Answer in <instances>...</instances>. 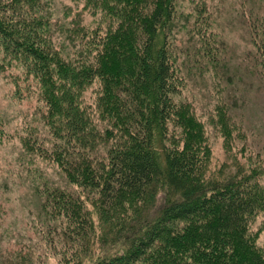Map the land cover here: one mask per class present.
I'll return each instance as SVG.
<instances>
[{
	"label": "trees",
	"instance_id": "16d2710c",
	"mask_svg": "<svg viewBox=\"0 0 264 264\" xmlns=\"http://www.w3.org/2000/svg\"><path fill=\"white\" fill-rule=\"evenodd\" d=\"M256 1L242 2L243 16L254 64L264 69V0ZM85 5L106 24L72 26L74 54L63 55L40 0H0L2 58L36 81L53 136L49 146L25 147L53 161L72 185L35 188L44 235L59 246L56 264H264L249 229L264 208L263 160L236 152L211 169L201 123L174 98L182 85L172 58L177 1ZM192 8L193 29L207 40L206 4ZM217 122L230 141L224 113ZM30 252L42 261L43 252Z\"/></svg>",
	"mask_w": 264,
	"mask_h": 264
},
{
	"label": "rangeland",
	"instance_id": "374dc122",
	"mask_svg": "<svg viewBox=\"0 0 264 264\" xmlns=\"http://www.w3.org/2000/svg\"><path fill=\"white\" fill-rule=\"evenodd\" d=\"M40 1L54 45L63 55L74 54L68 40L72 26L91 29L106 24L101 11L86 6L85 0ZM176 1L180 16L171 33L172 58L182 85L174 98L188 104L201 123L211 169L236 152L241 160L257 155L264 163V69L254 64L251 55L244 0ZM200 1L209 12L207 40L200 39L192 26V6ZM1 60L7 63L0 67V264H56L59 246H49L44 235L47 225L35 188L72 185L53 161L25 147L24 142L49 146L53 139L44 119L45 106L36 81L25 75L24 67L2 58L0 49V65ZM97 89L94 82L85 92L86 101L93 102ZM219 113L230 123V141L217 122ZM242 146L245 149L240 151ZM261 181L264 184V175ZM249 229L264 250V208L252 217ZM30 250L43 252L42 261L33 259Z\"/></svg>",
	"mask_w": 264,
	"mask_h": 264
}]
</instances>
